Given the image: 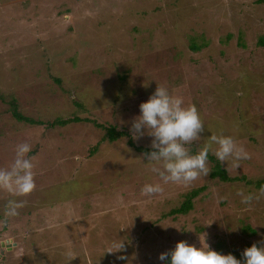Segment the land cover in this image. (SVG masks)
Listing matches in <instances>:
<instances>
[{
	"label": "rangeland",
	"instance_id": "1",
	"mask_svg": "<svg viewBox=\"0 0 264 264\" xmlns=\"http://www.w3.org/2000/svg\"><path fill=\"white\" fill-rule=\"evenodd\" d=\"M263 35L260 0H0V167L26 141L35 173L20 214L0 219V243L10 245L0 247V264H161L176 241L199 245L204 235L240 258L264 243V196L245 206L238 195L260 189L240 176L264 178ZM156 84L244 147L239 167L222 163L238 178L212 177L208 160L207 176L164 183L128 136L103 140L96 124L129 131ZM12 102L41 123L17 120ZM75 116L91 121L51 125ZM133 141L150 147L151 137ZM145 183L162 191L144 195ZM199 186L188 213H170ZM7 196L0 190V207ZM121 237L123 250L104 252Z\"/></svg>",
	"mask_w": 264,
	"mask_h": 264
},
{
	"label": "clouds",
	"instance_id": "2",
	"mask_svg": "<svg viewBox=\"0 0 264 264\" xmlns=\"http://www.w3.org/2000/svg\"><path fill=\"white\" fill-rule=\"evenodd\" d=\"M138 108L139 112L131 119L129 132L133 139L144 135L151 137L150 150L144 153L143 161L151 165V171L164 183L171 181L187 185L200 176H207L210 172L207 165L210 151L218 161L225 164L230 162L234 168L239 167L241 160L249 158V153L232 135L222 132L217 134L207 129L196 105L185 103L166 84H156ZM206 130L210 132L206 141L197 151H192L190 146L204 137ZM31 151L30 143L20 142L15 146L11 163L0 167V190L8 194L0 207V219L19 215L26 204L21 197L34 188ZM160 191V183H145L141 188L142 194L147 196ZM238 195L243 205L250 206L253 201L264 196V185L255 192L238 190ZM126 239L121 237L112 240L104 252H120L125 247ZM117 259L122 260L124 256L119 255ZM158 259L161 264H264V243L252 242L238 258L232 252L223 253L211 248L205 242L204 235L199 236V245L184 239L176 241L170 250L159 253Z\"/></svg>",
	"mask_w": 264,
	"mask_h": 264
},
{
	"label": "trees",
	"instance_id": "3",
	"mask_svg": "<svg viewBox=\"0 0 264 264\" xmlns=\"http://www.w3.org/2000/svg\"><path fill=\"white\" fill-rule=\"evenodd\" d=\"M260 1H264V0H260ZM204 43L198 44L196 41L191 43V48L194 51L200 50L202 48V45ZM259 45L264 46V35L260 36L259 39ZM58 80V79H57ZM1 97V94H0ZM79 104V103H78ZM11 112L13 114V116L19 120V121H27L30 124H36V123H41L39 122V120H34L31 117L25 116L23 115L18 109H17V105L16 103L12 102V109ZM82 120H86V121H91L90 118L86 117L85 119H82L78 116H75L73 118H58L56 120H54L51 125L54 124H68L71 122H78V121H82ZM93 122H95V120H92ZM56 122V123H55ZM99 127H102L105 129V133L103 135V140H107V141H116L119 138H123L128 136V144L132 147H134L137 151L139 152H143L146 153L150 150V147H145L142 145H137L135 144V142L133 141V139L130 137V132L128 130H124V129H117L114 125H106V124H102V123H97L96 124ZM98 145V144H97ZM195 145V142L191 145V147L193 148ZM194 151V150H193ZM33 153V152H32ZM208 160H210V162L213 163V169L211 172V176L212 177H219L220 179L224 180V181H232L235 180L238 177H233L230 176L227 172V169L223 167L222 163L220 161H218L215 157L214 154L209 152L208 155ZM242 180H245V182L247 184H252L255 185L256 187L260 188L262 185H264V178H260V179H247L245 176H240L239 177ZM206 187L205 186H199V187H194L192 190H190L189 192L186 193V196L184 197L183 202L178 206L173 208L170 213L171 214H186L188 213L193 207H194V199L200 194L201 191H203ZM244 229L248 230V231H252L254 232L255 230L252 229L249 226H244Z\"/></svg>",
	"mask_w": 264,
	"mask_h": 264
},
{
	"label": "water",
	"instance_id": "4",
	"mask_svg": "<svg viewBox=\"0 0 264 264\" xmlns=\"http://www.w3.org/2000/svg\"><path fill=\"white\" fill-rule=\"evenodd\" d=\"M1 246L3 247V246H5V247H9L10 245H9V242H7V240H4V241H1Z\"/></svg>",
	"mask_w": 264,
	"mask_h": 264
}]
</instances>
